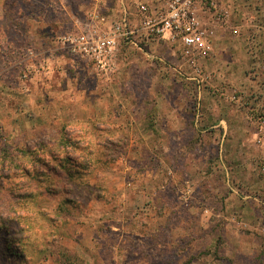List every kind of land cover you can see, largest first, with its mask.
I'll list each match as a JSON object with an SVG mask.
<instances>
[{"label": "rangeland", "instance_id": "1", "mask_svg": "<svg viewBox=\"0 0 264 264\" xmlns=\"http://www.w3.org/2000/svg\"><path fill=\"white\" fill-rule=\"evenodd\" d=\"M218 4L196 67L102 77L61 44L93 0H0V264H264V0Z\"/></svg>", "mask_w": 264, "mask_h": 264}, {"label": "built area", "instance_id": "2", "mask_svg": "<svg viewBox=\"0 0 264 264\" xmlns=\"http://www.w3.org/2000/svg\"><path fill=\"white\" fill-rule=\"evenodd\" d=\"M92 26L61 38L65 52L86 62L97 76L109 77L123 49L152 57L166 45L191 67L210 50L215 26L226 18L218 0H93ZM220 8V9H218ZM174 54L176 52H173ZM258 122L264 125L262 117Z\"/></svg>", "mask_w": 264, "mask_h": 264}, {"label": "trees", "instance_id": "3", "mask_svg": "<svg viewBox=\"0 0 264 264\" xmlns=\"http://www.w3.org/2000/svg\"><path fill=\"white\" fill-rule=\"evenodd\" d=\"M21 154H22V156H23V158L25 159V160H30V162H31V165H29V167H26L27 169L26 170H24V173H25V175H29V174H31L32 173V176L34 175V173H35V169H34V164H35V160H34V156H35V154H36V152L34 153L33 151H31V150H25V151H22L21 152ZM52 157V156H51ZM53 159V163H54V166L55 167H58V168H63V167H65V163H62V161H64V162H68L67 161V159H63V160H56L55 159V157H52ZM38 160H39V158H37ZM49 160H46L45 161V158H42V160H41V163H42V166L43 167H45V169L47 170L46 172L47 173H44L43 175H47L48 176V174H50V170H53V169H51L50 167H49ZM78 165V164H77ZM82 165H78L77 167H76V171L77 172H82V168L83 167H81ZM69 172V171H68ZM63 175H65L67 178H69L70 179V177H72L73 175H72V173H62ZM55 175H56V173H55ZM59 177H61V176H59Z\"/></svg>", "mask_w": 264, "mask_h": 264}, {"label": "crops", "instance_id": "4", "mask_svg": "<svg viewBox=\"0 0 264 264\" xmlns=\"http://www.w3.org/2000/svg\"><path fill=\"white\" fill-rule=\"evenodd\" d=\"M156 45V44H155ZM155 45H153V46H151L150 47V49H149V51H150V53H151V56L152 57H154L153 56V52H154V46ZM156 46H166V45H156ZM129 51H134L133 49H123V51L121 52V53H127V52H129ZM138 52V51H137ZM141 54H143V53H141ZM144 55V54H143ZM144 56H146V55H144ZM80 62V61H79ZM185 64H186V62H185ZM187 65V64H186ZM227 69H230L229 67L227 68ZM226 69V70H227ZM231 70H233V66L231 67ZM230 72V70H227V74ZM215 76V75H214ZM227 81H228V79H227ZM231 125L233 126V128L235 127V126H237V128H241V126H240V123H239V120H237V119H235V120H230V119H223V120H219L217 123H215V125H213L212 127L213 128H222V129H230L231 130ZM262 154H264L263 153V151H262Z\"/></svg>", "mask_w": 264, "mask_h": 264}]
</instances>
